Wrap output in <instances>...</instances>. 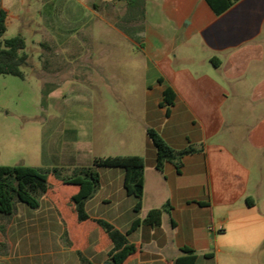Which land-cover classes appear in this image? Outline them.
Instances as JSON below:
<instances>
[{
	"label": "crops",
	"instance_id": "obj_1",
	"mask_svg": "<svg viewBox=\"0 0 264 264\" xmlns=\"http://www.w3.org/2000/svg\"><path fill=\"white\" fill-rule=\"evenodd\" d=\"M27 1L0 0V11L10 13L9 24L22 20L26 43L39 45L54 59L63 52L78 55L82 42L92 52L101 40L105 62L112 57L114 70L132 67L135 74L145 135L140 155L147 160L142 209L134 210L136 200L127 194L121 168L101 169V188L86 204L92 217L128 232L137 218L170 203L161 226L141 225L128 234L142 245L128 264H168L183 255L184 247L197 252L196 264H263L264 0H239L221 15L206 0H43L38 16ZM96 19L102 22L100 35ZM118 24L132 28V34ZM125 43L132 47V66L120 55ZM91 63L80 67L86 76L78 81L111 71L107 64ZM96 103L90 100L91 106ZM94 110L87 108L90 117ZM149 128L177 150L195 146L199 151L185 155L180 169L167 162L159 171ZM90 131L86 139L74 128L52 131L37 165L25 166H88L84 161L91 157L83 145L92 148ZM120 135L125 142L126 135ZM103 204H117L118 210L102 217ZM0 228L5 230L0 264H82L46 197L38 209L18 203L12 215L0 216ZM97 240L93 232L85 254L105 264L110 249L96 252Z\"/></svg>",
	"mask_w": 264,
	"mask_h": 264
},
{
	"label": "rangeland",
	"instance_id": "obj_2",
	"mask_svg": "<svg viewBox=\"0 0 264 264\" xmlns=\"http://www.w3.org/2000/svg\"><path fill=\"white\" fill-rule=\"evenodd\" d=\"M26 4L38 16L44 1L28 0ZM93 25L95 33L100 35L103 32L101 20L96 19ZM118 25L132 34V28ZM22 29V20L13 19L0 40L15 37L22 33ZM27 43L25 51L29 54V64L22 67L25 77L0 74V166L37 165L42 144L47 142L52 131L67 127L81 131L82 139H86L87 130H91L92 148L86 146V143L83 145L88 151L87 155L92 158L84 161L90 163L89 165L93 163L95 156L138 153L141 156L145 138L139 100L141 91L134 87L135 74L132 67H126L124 72L114 70L113 64L116 63L111 61L112 57L107 62L102 57L101 40L97 41L92 52H87L86 45L82 42L78 55L71 57L63 52L54 59L48 57L47 51L39 45L30 40ZM129 49L132 47L125 43L120 55L126 64L132 66L133 58L128 56ZM89 60L94 66L107 64L111 71L94 73L91 81H78L79 77L86 76V72L80 73V67L86 66ZM56 68H59L57 73L54 72ZM103 98L108 100L107 105L101 103ZM91 99L97 101L94 106L90 104ZM91 107L95 109L92 117L87 113V108ZM103 108L108 110L106 115L103 114ZM121 132L126 135L125 142ZM116 210L117 204H103L100 215L111 217ZM0 216L3 219L8 217L3 214ZM198 264L230 263L222 260L219 263ZM234 264L256 262L243 261Z\"/></svg>",
	"mask_w": 264,
	"mask_h": 264
},
{
	"label": "trees",
	"instance_id": "obj_3",
	"mask_svg": "<svg viewBox=\"0 0 264 264\" xmlns=\"http://www.w3.org/2000/svg\"><path fill=\"white\" fill-rule=\"evenodd\" d=\"M206 1L217 15H221L239 0ZM9 19V11L2 9L0 38L9 28ZM26 48L27 43L22 34L0 40V74L24 78L22 67L29 64ZM166 97L167 101L172 102L174 94L168 91ZM147 135L156 148L155 167L159 171H163L167 162L180 169L181 159L185 155L199 151L195 146L177 150L153 128L147 130ZM146 166V158L139 155L97 156L88 166H0V214L12 215L18 203L38 209L41 198L47 197L56 207L66 228L69 245L79 255L82 264H96L85 254L93 232H97L98 239L94 250L102 252L110 249L108 263L128 264L142 251V245L132 242L128 234L141 225L161 226L163 214L171 211L170 203L150 210L144 219L137 218L128 232H123L103 218L92 217L87 212L86 204L101 188V169L121 168L125 172L124 187L127 194L135 198L134 210L139 212L143 206ZM4 246L5 230L0 228V250ZM181 250L183 255L168 264L197 263L198 254L194 249L184 247Z\"/></svg>",
	"mask_w": 264,
	"mask_h": 264
},
{
	"label": "water",
	"instance_id": "obj_4",
	"mask_svg": "<svg viewBox=\"0 0 264 264\" xmlns=\"http://www.w3.org/2000/svg\"><path fill=\"white\" fill-rule=\"evenodd\" d=\"M105 264H110V263L106 262Z\"/></svg>",
	"mask_w": 264,
	"mask_h": 264
}]
</instances>
